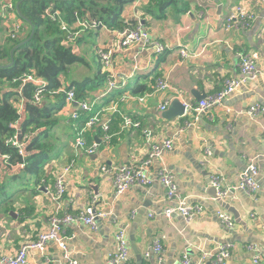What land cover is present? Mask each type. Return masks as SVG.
<instances>
[{
	"label": "crops",
	"instance_id": "0c3cea01",
	"mask_svg": "<svg viewBox=\"0 0 264 264\" xmlns=\"http://www.w3.org/2000/svg\"><path fill=\"white\" fill-rule=\"evenodd\" d=\"M182 1L166 8L162 18L147 11L150 0H134L123 8V27L140 23L152 40L167 47L162 54L140 45L120 48L115 31L75 29V55L83 61L69 68L71 77L65 82L62 77L68 72L60 77L63 90L58 92L74 85L76 100L87 102L91 109L80 110V117L73 119L72 113L79 109L59 93L42 96L38 104L32 102L51 111L47 126L29 136L21 133L26 144L30 138H39L46 145L50 158L42 161L43 172L39 175L26 173L25 166H8L0 154V183L6 185V192L0 193V257L35 240L46 230L52 215H78L84 207L92 206L105 214L97 219L96 231L81 222L65 225L62 231L68 251L78 264H107L119 230L128 239V258L135 264H179L182 254H187L192 263L210 264L201 261L202 257L214 254L225 243L233 245L225 264H264V78L246 83L220 106L207 109L195 126L184 127L192 119L189 108L197 104V98L218 92L226 79L238 76L239 54L256 53L258 65L264 64V4L260 0ZM8 2L14 9L13 0H0V43L14 24L20 31L21 20L16 23L13 10H3ZM184 4L187 11L183 13ZM237 5L251 12L254 20L246 28L225 31L224 22ZM98 47L112 51L113 72L116 82H123L121 87L106 92L107 79L95 54ZM67 48L72 50V46ZM181 49L186 58L180 57ZM157 79L166 82L168 88L155 91ZM174 99L184 104L187 112L165 120L162 113ZM164 103L166 108L159 110ZM253 105H259L263 111L248 115L246 111ZM17 108L24 119L26 102L21 100ZM91 115L99 120L92 127L81 121ZM125 118L139 123V127L124 126ZM105 122L108 129L102 130ZM144 129L150 130L153 137L145 136ZM105 133L110 136L109 142L103 140ZM78 137L87 145H99L97 150L86 155L74 145ZM162 138L172 140L173 148L163 154L162 163L154 162L147 171L152 183L146 187L132 186L116 195L101 167L139 165L146 156L147 144ZM72 160L74 164L65 175L66 192L62 199L53 200L48 191H54L56 176ZM250 160L257 167L259 189L252 195L232 189L218 198L212 178L220 175L224 188L235 187ZM161 165L174 175L186 203L202 207L199 216L189 221L180 215L163 217V210L172 204L156 180ZM4 208L6 213L2 212ZM218 211L225 212L233 221L231 228L217 217ZM156 242L162 248L160 261L152 253L149 258L144 257ZM248 245H255L257 251L248 250ZM26 264L65 261L58 245L50 242L43 252H28Z\"/></svg>",
	"mask_w": 264,
	"mask_h": 264
},
{
	"label": "built area",
	"instance_id": "2783aa9c",
	"mask_svg": "<svg viewBox=\"0 0 264 264\" xmlns=\"http://www.w3.org/2000/svg\"><path fill=\"white\" fill-rule=\"evenodd\" d=\"M261 3L264 4V0H260ZM3 10H13V5L11 2L3 5ZM48 15V10L46 11ZM254 20V15L246 10L242 5H237L232 13L227 17L224 22V30H236L240 28H246L251 21ZM61 30L67 32L66 38L63 40L62 44L64 46H72V51L75 53L77 51L75 41L77 39V32L75 29L85 30V29H106L111 30L101 22L96 19H91L90 21H85L81 19H76L72 25H67L63 21H60ZM19 32V26L14 24L6 33V37L10 39H14ZM119 40L120 48H127L131 45H140L142 49L149 50L154 54H162L167 50V47L162 43L152 40L150 35L144 27L138 23L134 27H126L118 32H115ZM96 58L106 75V92L121 87V84H118L115 80V73L113 72L112 67V51L107 50L103 47H98L96 49ZM179 55L181 58H186L187 54L184 50L179 51ZM239 63H238V76L232 79H226L223 83V87L218 93H213L206 95L202 100L198 101L196 105L189 108V112L192 113V119L189 122L184 123L185 128H189L191 126H195L201 115L207 110L214 106H220L222 102L234 91L238 90L240 87L249 83L251 81L256 80L258 77L264 78V64L262 66L258 65V57L256 53H242L238 55ZM33 83L38 87L35 92L32 101L34 103H40L41 101V93L45 87V82L42 80L36 79L32 76H25L21 79V83ZM155 91H162L168 88V85L163 80L157 79L154 83ZM65 100L77 106L79 109L77 112L72 113V118H78V112L81 111H90L91 106L84 101H77L75 99V93L73 89H70L65 92ZM167 106V103H164L159 107V110H164ZM185 111L187 112V108L185 106ZM263 109L259 105H253L249 107L246 113L250 116H254L259 112H262ZM98 118L96 116H92L85 124H89L90 127L96 125L98 123ZM124 126H133L139 127V123L132 122L129 119H123ZM13 128H16L17 123L11 125ZM103 129H108V124L105 122L101 126ZM145 136L153 137L152 132L150 130L144 129L142 131ZM106 141L110 139L109 136L105 135ZM82 137H78L76 140H81ZM264 139V135H263ZM105 141V140H104ZM26 144V140L23 139V143L18 141V136L15 134L14 136L8 138L5 141L6 145H11L15 147L18 151V154L21 157L24 156V146ZM157 145L147 144V153L144 159L141 161L139 165L126 164L119 166H102L101 169L105 171V175L108 181L111 183L114 192L116 195H121L125 191H127L132 186L138 187H146L152 183V179L149 177L147 171H149L152 164L156 161L162 163L163 154L167 151H170L173 148V142L170 139L162 138L157 140ZM91 147L89 150L84 151L86 155L93 154L98 145L95 143L89 144ZM162 148H161V147ZM208 153V151H206ZM5 160L8 159V156H3ZM24 166V164H21ZM69 166L65 165L55 180L54 191L49 192L48 194L53 200L62 199L63 195L66 192V177L63 176L68 172ZM69 174V173H68ZM67 174V175H68ZM257 177V167L253 160H250L247 168L239 174L237 183L235 187L224 188V179L222 176L217 175L214 176L211 180L212 187L216 190L217 197L223 198L227 195L230 190H240L248 195L254 194L258 189V183L256 181ZM156 180L158 183L164 188L166 199L172 204L163 210V217L170 219L174 215H180L186 221L191 220L192 218L199 216L203 209L199 205H189L186 203V199L182 197L177 189L175 184L174 175L163 165H161L157 171ZM105 214L101 212H96L94 210H87L85 213L80 214L78 216H70V215H52L49 218V224L46 230L42 231L37 235L35 240H30L23 243L20 248L11 255L1 256L0 264H26L28 260V252L37 251L43 252L46 249L48 243H56L59 246V249L62 252V258L65 261V264H78L77 261L72 259L70 252L67 249V245L64 241V237L62 236L63 227L70 223L74 222H82L81 224L86 225L92 231H96L97 219L99 217H104ZM217 217L219 219L224 220L226 223L224 224L226 227L231 228L233 226V221L226 216L225 212H217ZM115 250L112 254L108 256L107 264H135L129 261V243L126 238L125 233L122 230L116 232L115 236ZM233 245L230 243H225L218 247V250L214 254H206L202 257L201 261H207L210 264H225L226 260L230 257L229 253L231 252ZM248 250L257 251L255 245H248ZM162 248L159 243H154L151 246L150 251H147L144 254L145 258H149L150 254H155L158 256V260H161ZM254 262H257V259L254 258ZM179 264H195L192 263L190 257L187 254H182Z\"/></svg>",
	"mask_w": 264,
	"mask_h": 264
},
{
	"label": "trees",
	"instance_id": "16d2710c",
	"mask_svg": "<svg viewBox=\"0 0 264 264\" xmlns=\"http://www.w3.org/2000/svg\"><path fill=\"white\" fill-rule=\"evenodd\" d=\"M132 1L134 0H13L16 23L18 19L21 20L20 31L14 39L6 37L3 43H0V66L10 63L12 49L29 38L32 27L33 34L28 42L14 51L12 65L0 67V154L8 156L5 160L8 166L24 164L26 173L39 175L43 172L42 161L50 158L46 145L41 144L39 138H33L31 141L30 138L27 144L24 143L25 157H21L17 149L6 145L5 141L20 131L23 136H29L38 128L47 126L48 116L51 114L46 108L33 105L32 98L38 89L37 86L28 82L20 88L23 77L32 76L45 82L41 93L43 98L59 93L65 99V92L74 87L65 86V91L58 92L63 90L60 77L69 71L71 65L83 61L62 44L67 32L60 29V21L70 25L76 18L85 21L96 19L111 30L123 29L125 25L121 14L123 8ZM150 1L152 4H149L147 11L159 18L163 17L166 8L183 3L182 0ZM18 2L19 13L15 10ZM186 11L187 5L184 4L181 12ZM133 25L136 24H127L126 27L132 28ZM21 100L26 102L24 119L17 108ZM89 118L85 116L81 121L86 122ZM14 123H17L18 128L11 126ZM19 142L23 143L22 137ZM5 192L6 185L0 183V193ZM6 211L7 208L2 210L3 213Z\"/></svg>",
	"mask_w": 264,
	"mask_h": 264
},
{
	"label": "water",
	"instance_id": "95a60500",
	"mask_svg": "<svg viewBox=\"0 0 264 264\" xmlns=\"http://www.w3.org/2000/svg\"><path fill=\"white\" fill-rule=\"evenodd\" d=\"M18 6H19V3H17L16 5V10L17 12L19 13V9H18ZM32 34H33V27H32V32L29 36L28 39L24 40L23 42L19 43L17 46H15L12 51H11V61L8 65L6 66H0V67H7V66H10L12 65L13 63V53L14 51L22 46L23 44H25L26 42H28L30 40V38L32 37ZM65 47H68V46H65ZM205 96L204 95H201L199 98H197L198 101L202 100ZM185 113V105L184 104H181L178 100L174 99L171 101V103L169 104L168 108L166 109V111H164L162 113V118L165 119V120H170L172 118H175V117H181L183 116ZM20 137H21V132H18V141L20 140ZM215 199H216V196H215ZM220 205L226 209V210H229L228 209V206L226 205V203H224L221 199H216ZM228 201V200H227ZM132 247H134V244L132 243ZM137 256H139L137 253H136ZM141 260L140 256H139V261ZM139 264H141V261L139 262Z\"/></svg>",
	"mask_w": 264,
	"mask_h": 264
},
{
	"label": "bare ground",
	"instance_id": "6f19581e",
	"mask_svg": "<svg viewBox=\"0 0 264 264\" xmlns=\"http://www.w3.org/2000/svg\"><path fill=\"white\" fill-rule=\"evenodd\" d=\"M119 30H117V31H115V32H118ZM216 93H218V92H216ZM104 130H107V129H104ZM105 135H107V136H109L107 133H105ZM110 137V136H109ZM103 140H105L106 141V137L104 136L103 137ZM110 140V139H109ZM109 140H107V142H109ZM74 145L79 149V150H82V151H87V150H89V148L91 147L90 145H87V143L81 138V140H79V141H75L74 142ZM151 145H157L158 146V143H151ZM161 147V146H160ZM162 148V147H161ZM74 164V161L72 160L70 163H69V170L71 169V167H72V165ZM68 170V171H69ZM101 172L105 175V171L104 170H102L101 169ZM66 175V174H65ZM65 175L63 176V178H65ZM59 176V175H58ZM57 176V177H58ZM57 177L55 178V180L57 179ZM54 184H55V181H54ZM94 191H96L97 189H93ZM49 192H51V191H49ZM93 199V201H96V198L95 197H93L92 198ZM94 210L93 209V207L92 206H87V207H84L83 209H82V211L78 214V215H80V214H83V213H85L87 210ZM219 212V211H218ZM65 215H70V216H78V215H71V214H65ZM226 216L228 217V215L226 214ZM224 224L226 223L224 220H222V219H220ZM82 223V222H81ZM59 247V246H58ZM68 249V248H67ZM229 255H230V253H229ZM255 258L256 259H258L257 258V255L255 256Z\"/></svg>",
	"mask_w": 264,
	"mask_h": 264
},
{
	"label": "rangeland",
	"instance_id": "374dc122",
	"mask_svg": "<svg viewBox=\"0 0 264 264\" xmlns=\"http://www.w3.org/2000/svg\"><path fill=\"white\" fill-rule=\"evenodd\" d=\"M11 14L13 15V12H12ZM114 31H117V30H114ZM95 59H96V58H95ZM92 60H93V62H94V68H96L97 65L95 64L94 58H92ZM75 65H76V64L71 65L70 69L74 68ZM70 77H71V74H69V72H68L67 75H65V76L62 77V80L65 82V80L68 79V78H70ZM57 176H58V175H57ZM57 176H56V177H57ZM102 176H103V175H102ZM65 180H66V179H65ZM54 181H55V180H54ZM6 198H7V197H6Z\"/></svg>",
	"mask_w": 264,
	"mask_h": 264
},
{
	"label": "clouds",
	"instance_id": "9594fccd",
	"mask_svg": "<svg viewBox=\"0 0 264 264\" xmlns=\"http://www.w3.org/2000/svg\"><path fill=\"white\" fill-rule=\"evenodd\" d=\"M90 118H91V117H90ZM90 118H89V119H90ZM89 119H88V120H89ZM88 120H87V121H88ZM87 121H86V122H87ZM86 122H85V123H86ZM17 136H18V133H17ZM88 144H89V143H88ZM98 146H99V145H98Z\"/></svg>",
	"mask_w": 264,
	"mask_h": 264
}]
</instances>
